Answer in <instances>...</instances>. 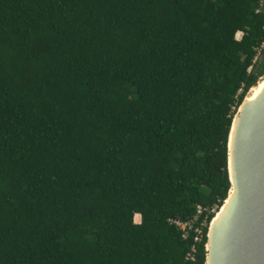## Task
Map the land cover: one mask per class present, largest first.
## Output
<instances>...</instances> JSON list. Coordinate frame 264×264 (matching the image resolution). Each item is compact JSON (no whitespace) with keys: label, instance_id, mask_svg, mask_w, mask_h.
<instances>
[{"label":"trees","instance_id":"16d2710c","mask_svg":"<svg viewBox=\"0 0 264 264\" xmlns=\"http://www.w3.org/2000/svg\"><path fill=\"white\" fill-rule=\"evenodd\" d=\"M261 2L0 0V264H206Z\"/></svg>","mask_w":264,"mask_h":264},{"label":"water","instance_id":"95a60500","mask_svg":"<svg viewBox=\"0 0 264 264\" xmlns=\"http://www.w3.org/2000/svg\"><path fill=\"white\" fill-rule=\"evenodd\" d=\"M236 114L228 137V171L231 187L230 142ZM236 137L235 171L238 198L228 226L218 229L213 237V262L214 264H264V92L244 110ZM212 220L206 244V264Z\"/></svg>","mask_w":264,"mask_h":264},{"label":"bare ground","instance_id":"6f19581e","mask_svg":"<svg viewBox=\"0 0 264 264\" xmlns=\"http://www.w3.org/2000/svg\"><path fill=\"white\" fill-rule=\"evenodd\" d=\"M264 92V76L263 78L255 84L254 87L250 89L248 92L244 102L242 103L240 109L238 110L236 114L235 124L231 135V142H230V173H231V179H232V187L229 193L228 198L225 200L224 205L221 207V209L217 212L216 216L212 220V225L209 232V243H208V261L207 264H214L213 262V253H212V242L213 237L216 233V231L222 227L228 226L231 215L233 212V209L237 203L238 198V182H237V176L235 171V147H236V136H237V130L239 128V125L242 121V114L244 110L249 107L262 93ZM242 111V113H241ZM136 221H141V215H136Z\"/></svg>","mask_w":264,"mask_h":264},{"label":"built area","instance_id":"2783aa9c","mask_svg":"<svg viewBox=\"0 0 264 264\" xmlns=\"http://www.w3.org/2000/svg\"><path fill=\"white\" fill-rule=\"evenodd\" d=\"M261 1H262L261 2L262 5H264V1L263 0ZM263 47H264V42L259 48H257V55L255 57V60L258 59L259 56L261 55ZM215 208L216 207H214L212 211H214ZM206 212H207V208L203 207L202 205H197L196 214L192 219L186 221L173 220V222L182 230L183 237L185 238L189 235V232L191 230H194L196 232L195 241L199 242L203 239L204 229L208 224L207 222L208 214ZM193 251H196L195 246H193ZM189 257L191 259H194V254L191 253Z\"/></svg>","mask_w":264,"mask_h":264},{"label":"rangeland","instance_id":"374dc122","mask_svg":"<svg viewBox=\"0 0 264 264\" xmlns=\"http://www.w3.org/2000/svg\"><path fill=\"white\" fill-rule=\"evenodd\" d=\"M241 36H242V32H238V33H237V37H238V38H241ZM261 56H262V54L259 56V59L261 58Z\"/></svg>","mask_w":264,"mask_h":264}]
</instances>
